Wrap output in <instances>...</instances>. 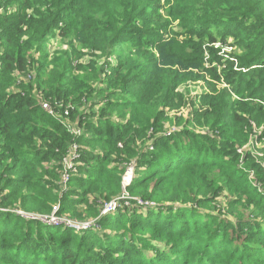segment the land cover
I'll return each mask as SVG.
<instances>
[{
    "label": "trees",
    "instance_id": "1",
    "mask_svg": "<svg viewBox=\"0 0 264 264\" xmlns=\"http://www.w3.org/2000/svg\"><path fill=\"white\" fill-rule=\"evenodd\" d=\"M0 6V264H264V0Z\"/></svg>",
    "mask_w": 264,
    "mask_h": 264
},
{
    "label": "built area",
    "instance_id": "2",
    "mask_svg": "<svg viewBox=\"0 0 264 264\" xmlns=\"http://www.w3.org/2000/svg\"><path fill=\"white\" fill-rule=\"evenodd\" d=\"M3 11V8H0V12ZM45 109H49L48 104H43ZM257 129H255V135L258 133ZM71 130L74 131V129L71 127ZM80 132L79 130L77 131V133ZM255 145L258 146L257 142H255L254 140L250 141L247 145L238 148V152L240 154H243L245 150L253 148ZM77 149H78V145L76 143L72 144V146L70 147L68 154L63 158L62 160V166H63V173H62V180H63V184L65 185L67 180L69 179V172L70 169L73 166V159L78 157V153H77ZM257 155H259V152H255ZM261 155V154H260ZM262 166L264 167V162L262 163ZM253 171L250 174V177L253 176ZM134 179V168L133 166L131 168H129L124 176V184L128 185L130 184ZM66 187V185H65ZM116 206V202H112L109 205H107L102 213H108L111 212ZM56 210L57 208L51 213V214H28L27 212L23 211V210H15V213L20 215L21 217L25 218V219H34V220H38L41 221L45 224L48 225H64L66 227L69 228H73L76 231L80 232L83 229H88L89 227H91L92 225H95L94 222H90V221H74L68 217L65 216H59L56 214Z\"/></svg>",
    "mask_w": 264,
    "mask_h": 264
},
{
    "label": "rangeland",
    "instance_id": "3",
    "mask_svg": "<svg viewBox=\"0 0 264 264\" xmlns=\"http://www.w3.org/2000/svg\"><path fill=\"white\" fill-rule=\"evenodd\" d=\"M0 8H3V6H0ZM55 42V41H54ZM55 44H57V42H55ZM220 45V43H216V46L218 47ZM231 52L232 48L230 47H224L223 52ZM221 70V69H220ZM222 85H225L224 81H222ZM204 89H206V85L204 84V82L202 81H197V82H193V81H189L185 86H182V90L187 92V94L190 97H193L195 94L197 93H201ZM191 111V106L187 105L186 107L182 108L177 114L180 115H184V116H188L189 112ZM172 126V125H171ZM172 127H177L176 125H173ZM262 129H258L257 132H260Z\"/></svg>",
    "mask_w": 264,
    "mask_h": 264
}]
</instances>
